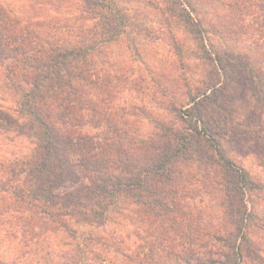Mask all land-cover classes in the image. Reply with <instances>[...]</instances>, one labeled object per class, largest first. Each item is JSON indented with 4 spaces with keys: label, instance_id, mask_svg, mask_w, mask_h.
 Returning a JSON list of instances; mask_svg holds the SVG:
<instances>
[{
    "label": "trees",
    "instance_id": "obj_1",
    "mask_svg": "<svg viewBox=\"0 0 264 264\" xmlns=\"http://www.w3.org/2000/svg\"><path fill=\"white\" fill-rule=\"evenodd\" d=\"M33 1L68 15L23 18L0 3V90L33 146L0 162V219L12 220L26 246L46 232L66 234L74 244L68 264H264V246L251 236L264 232V219L248 200L264 195V183L215 138L233 121L213 95L227 69L222 56L201 43L192 53L208 61L205 78L184 77L182 95L156 85L149 98L171 118L149 117L153 132L143 136L131 116L148 109L114 105L121 89L142 82L98 59L127 29L142 31L134 17L116 0ZM158 10L167 25L170 16L183 28L181 20L192 22L167 0ZM194 30L203 33L199 24ZM203 196L218 218L193 205ZM118 207H131L138 227L102 235Z\"/></svg>",
    "mask_w": 264,
    "mask_h": 264
},
{
    "label": "rangeland",
    "instance_id": "obj_2",
    "mask_svg": "<svg viewBox=\"0 0 264 264\" xmlns=\"http://www.w3.org/2000/svg\"><path fill=\"white\" fill-rule=\"evenodd\" d=\"M32 1L0 0V3L23 18L28 14L34 17L68 15L67 7L57 10ZM167 1L180 17L186 19L188 14L192 17V22L186 19L190 23L179 20L187 28H183L175 16H170L168 25L162 23L158 6H164L166 0H116L118 7L131 14L142 31L127 29L98 59L111 66L110 69L127 74V80L141 81L142 87L140 90L121 89L114 98L115 107L147 108L148 114L142 112L144 114L131 117L136 119L143 136L150 135L153 124L149 117L171 118L149 98L150 94L158 92L156 85L161 83L168 88L174 87V91L182 95L184 77L194 83L205 78L207 66L204 62L208 61L192 53L205 43L215 54L222 56L227 67L221 73V83L213 95L233 120L232 126L216 133L215 138L232 160L247 170L253 179L264 183V10L261 7L264 0ZM198 24L203 33L195 32L194 27ZM180 62H183V70ZM179 87L181 89L177 90ZM13 106L12 99L0 90V162L27 154L33 147L28 138L29 127L15 114ZM248 200L257 218L264 219V195H251ZM193 205L206 207L216 218L219 216L218 208L207 196L202 200L197 198ZM130 212L131 207L113 209L107 223L98 230L109 237L132 232L138 225L130 220ZM11 223V219H0V264H68V254L73 252L74 244L68 243L66 234L46 232L26 246L20 230ZM91 229L84 227L83 232L86 234ZM251 231L253 240L264 246V232ZM133 238L131 234L130 239ZM115 261L118 262L117 256Z\"/></svg>",
    "mask_w": 264,
    "mask_h": 264
}]
</instances>
